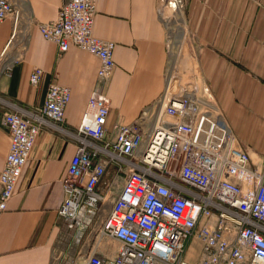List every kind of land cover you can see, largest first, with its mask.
<instances>
[{
	"label": "built area",
	"instance_id": "obj_1",
	"mask_svg": "<svg viewBox=\"0 0 264 264\" xmlns=\"http://www.w3.org/2000/svg\"><path fill=\"white\" fill-rule=\"evenodd\" d=\"M182 13L183 0H160ZM95 0H63L53 18L37 24L56 52L69 44L98 59L96 86L87 96L76 146L60 177L62 201L58 242L76 247L67 264H264V158L253 161L218 108L182 92H162L155 109L141 110L131 121L107 124L104 85L114 67L113 40L92 33ZM19 10L0 0V19L16 23ZM43 70L33 66L35 86ZM67 85L51 81L43 100L27 116L4 111L1 124L8 145L0 167V213L14 190L44 118L63 120ZM213 104V105H212ZM147 111V113H144ZM101 141L94 143L89 139ZM112 164L117 176L104 177ZM197 240L192 259L187 247ZM114 242L116 245H111ZM103 243L111 254L99 253ZM59 255V254H58Z\"/></svg>",
	"mask_w": 264,
	"mask_h": 264
},
{
	"label": "crops",
	"instance_id": "obj_2",
	"mask_svg": "<svg viewBox=\"0 0 264 264\" xmlns=\"http://www.w3.org/2000/svg\"><path fill=\"white\" fill-rule=\"evenodd\" d=\"M12 1L19 10L16 23L10 16L0 19V167L8 145L2 113L17 111L27 116L41 104L51 81L67 85L70 94L62 121L44 118L40 123L33 148L0 213V264H67L65 256L77 251L57 240L60 177L80 143L77 126L87 96L96 86L98 59L72 44L57 54L55 43L41 36L37 24L53 18L63 0ZM157 2L95 0L92 33L115 43L114 67L103 87L108 96V125L129 122L141 110H150L164 91L172 59L165 48ZM183 2L182 15L179 10L168 13V23L177 21L170 28L165 26L167 36L169 29L184 27L196 66L190 58L185 65L191 64L192 77L198 75L204 83L230 132L259 162L264 158V0ZM169 38L170 44L172 34ZM33 66L43 70L35 86L28 82ZM117 174L112 164L106 166V178L115 175L119 181ZM96 250L112 252L103 243ZM198 251L193 239L186 254L194 259Z\"/></svg>",
	"mask_w": 264,
	"mask_h": 264
},
{
	"label": "bare ground",
	"instance_id": "obj_3",
	"mask_svg": "<svg viewBox=\"0 0 264 264\" xmlns=\"http://www.w3.org/2000/svg\"><path fill=\"white\" fill-rule=\"evenodd\" d=\"M159 2H161V1L158 0V3ZM176 10L177 9L171 10L170 8H167V7H164L163 8V11H162V19L164 21L165 26L167 25L169 27L170 24H174L175 21H177L176 18L175 19H170L169 20V23H168V19H169L168 18V13H172V12L176 13ZM178 12L180 13V11H178ZM178 20L180 21V19H178ZM180 22H179V24H180ZM177 26H178V24H177ZM167 31H168V29H167ZM169 34H172L174 40L170 44L168 42L169 55H170V57H171L172 60H170V58H169V62H168L167 68H166L164 92L166 93V92H168V91H170L172 89H174V90L176 89L177 90L179 88V86H181L182 93H185L186 95L192 97L193 99H195L196 101H198L200 103H205L206 104V101L207 100H211V102L217 107V105L213 101V99H212L210 93L208 92L206 86L204 85V83L200 79L197 81L195 78H192V76L190 75L191 72L189 70H192L191 64L190 63H187V65H184L181 62V60H183V59L178 54V52L176 53V55H174L172 53V50L175 47L176 48H180L179 50H181V51L183 49V46H184V37H185V29H184V27L183 26H180L177 30H174V29L171 28V29H169ZM169 34H168V37H169ZM188 58H190V57H188ZM188 58L186 57V59H188ZM190 59L192 60V58H190ZM177 60L179 61L178 64L182 63L183 67L186 70L187 76H185V75L184 76H185L187 82L185 80H182V77H181V75L179 73L176 74V70H175L176 67H174V68H171L170 67L171 64H174L175 62L177 63ZM173 61H175V62H173ZM184 83H187V85L190 86V87L188 88V86L187 85H184ZM182 86L184 88L185 87L188 88L189 90L183 89ZM174 90H172V91H174ZM152 109H155V103L152 105L151 110ZM218 110H219V108H218ZM219 112H220V110H219ZM144 113H147V111H144ZM220 115H221L220 116V119L223 121V117H222L221 112H220ZM103 176L105 177V172H104V175ZM119 181H121V178H120Z\"/></svg>",
	"mask_w": 264,
	"mask_h": 264
},
{
	"label": "rangeland",
	"instance_id": "obj_4",
	"mask_svg": "<svg viewBox=\"0 0 264 264\" xmlns=\"http://www.w3.org/2000/svg\"><path fill=\"white\" fill-rule=\"evenodd\" d=\"M168 40H171L169 37H168ZM172 41H170V43H171ZM180 48H173V50H172V53L174 54V55H176V53L178 52V54L181 56V58L183 59V60H181V62L185 65V63L186 62H184L185 61V59H186V57L188 58V57H190V58H192V64H194L195 65V63H194V60H193V56H192V52H191V47H190V42H189V39H188V37H187V34L185 35V38H184V46H183V49H182V51L181 50H179ZM173 62H175V61H173ZM179 63V61L177 60V63L175 62L174 64H171V68H174V67H176V74L177 73H179L180 75H181V77H182V80H185L186 82H187V80H186V78H185V76H187V74H186V70H185V68L183 67V65H182V63H180V64H178ZM188 63V62H187ZM178 64V65H177ZM196 66V65H195ZM185 75V76H184ZM190 75H191V73H190ZM192 76V75H191ZM192 78H195L197 81L199 80V77H198V75H196L195 77H192ZM191 78V79H192ZM184 85H187V83H184ZM188 86V85H187ZM183 87V86H182ZM190 86H188V88H189ZM188 88H184L183 87V89H185V90H189ZM172 90H174V89H172ZM172 90H170V92L171 93H177V92H182V88H181V86H179V88L176 90H174V91H172ZM252 160L253 161H257V159H256V157H252Z\"/></svg>",
	"mask_w": 264,
	"mask_h": 264
}]
</instances>
